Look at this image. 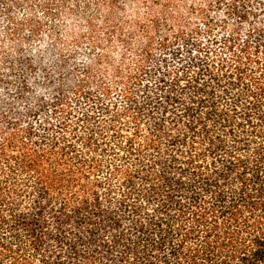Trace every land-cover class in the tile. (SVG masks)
Returning <instances> with one entry per match:
<instances>
[{
	"label": "trees",
	"instance_id": "1",
	"mask_svg": "<svg viewBox=\"0 0 264 264\" xmlns=\"http://www.w3.org/2000/svg\"><path fill=\"white\" fill-rule=\"evenodd\" d=\"M68 5L0 6V264H264V1Z\"/></svg>",
	"mask_w": 264,
	"mask_h": 264
},
{
	"label": "rangeland",
	"instance_id": "2",
	"mask_svg": "<svg viewBox=\"0 0 264 264\" xmlns=\"http://www.w3.org/2000/svg\"><path fill=\"white\" fill-rule=\"evenodd\" d=\"M60 1V0H57ZM210 1L215 0H68L69 5H78L77 11L70 14H62L58 21L62 20L72 25H77L87 20H92L94 22H102L108 8L113 7L116 9L117 16L120 17L125 10L132 12L137 6H151L153 8H159L167 5H177L189 7L192 4L196 6H201L207 4ZM264 1V0H262ZM5 2V0H0V6ZM125 9V10H123ZM4 11L0 9V16ZM23 12H21L22 14ZM3 36V30L0 29V38Z\"/></svg>",
	"mask_w": 264,
	"mask_h": 264
}]
</instances>
